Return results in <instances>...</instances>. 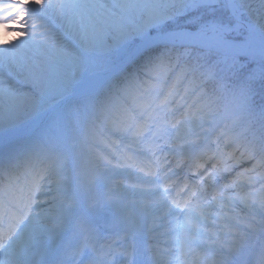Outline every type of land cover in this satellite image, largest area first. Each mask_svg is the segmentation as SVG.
I'll return each instance as SVG.
<instances>
[{
    "label": "snow or ice",
    "instance_id": "6c2138e0",
    "mask_svg": "<svg viewBox=\"0 0 264 264\" xmlns=\"http://www.w3.org/2000/svg\"><path fill=\"white\" fill-rule=\"evenodd\" d=\"M0 264H264V0H0Z\"/></svg>",
    "mask_w": 264,
    "mask_h": 264
},
{
    "label": "rangeland",
    "instance_id": "374dc122",
    "mask_svg": "<svg viewBox=\"0 0 264 264\" xmlns=\"http://www.w3.org/2000/svg\"><path fill=\"white\" fill-rule=\"evenodd\" d=\"M13 36H10L9 39H11Z\"/></svg>",
    "mask_w": 264,
    "mask_h": 264
},
{
    "label": "bare ground",
    "instance_id": "6f19581e",
    "mask_svg": "<svg viewBox=\"0 0 264 264\" xmlns=\"http://www.w3.org/2000/svg\"><path fill=\"white\" fill-rule=\"evenodd\" d=\"M14 36H15V34H13V37H14ZM13 37H12V38H13Z\"/></svg>",
    "mask_w": 264,
    "mask_h": 264
}]
</instances>
